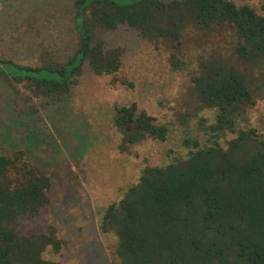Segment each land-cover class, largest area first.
<instances>
[{"label":"trees","instance_id":"16d2710c","mask_svg":"<svg viewBox=\"0 0 264 264\" xmlns=\"http://www.w3.org/2000/svg\"><path fill=\"white\" fill-rule=\"evenodd\" d=\"M0 5V80L11 88L20 84L48 104L65 100L84 68L97 76L120 69L122 51L106 47L100 35L120 25L176 49L188 26L204 32L227 26L233 56L264 63L263 4L261 10L234 0H0ZM52 5H59V21ZM70 35L72 43L65 41ZM193 79L201 107L216 109L209 127L213 136L235 131L233 117L254 101L247 75L218 60ZM113 125L120 151L148 138L164 141L168 133L135 102L114 107ZM255 135L253 129L240 130L226 147L218 141L200 146L188 138L184 158L145 166L101 218V230L116 237L111 264H264V140ZM49 187L25 150L0 153V264H58L44 257L47 248L58 253L63 246L52 226L39 233L21 228L22 217L38 218L48 209Z\"/></svg>","mask_w":264,"mask_h":264},{"label":"rangeland","instance_id":"374dc122","mask_svg":"<svg viewBox=\"0 0 264 264\" xmlns=\"http://www.w3.org/2000/svg\"><path fill=\"white\" fill-rule=\"evenodd\" d=\"M234 1L257 10L264 5V0ZM57 6L55 21L60 19ZM226 28L204 32L188 26L179 49L165 40L148 41L127 25L102 31L106 47L122 51L120 69L97 76L84 68L70 94L56 104L20 84L11 88L0 80V153L25 150L50 181L48 209L38 218L21 219L26 233L52 226L63 240L61 250L47 248L45 258L58 264H111L116 237L100 228L106 207L122 198L145 166L187 156L185 139L197 140L200 146L218 141L226 147L238 131L253 129L254 138L264 140V63L237 60L232 30ZM65 41L72 43L73 37ZM27 60L35 63L20 59ZM218 60L247 75L254 101L233 117L235 131L213 136L209 127L215 123L216 109L201 107L193 78ZM132 102L167 126L164 141L148 138L120 151L114 107Z\"/></svg>","mask_w":264,"mask_h":264}]
</instances>
